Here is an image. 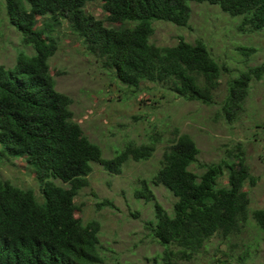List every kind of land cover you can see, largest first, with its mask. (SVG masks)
I'll list each match as a JSON object with an SVG mask.
<instances>
[{"label":"trees","instance_id":"trees-1","mask_svg":"<svg viewBox=\"0 0 264 264\" xmlns=\"http://www.w3.org/2000/svg\"><path fill=\"white\" fill-rule=\"evenodd\" d=\"M94 1L5 0L10 24L32 52L21 50L12 67L0 64V159L24 160L35 172L41 197L33 188L0 177V264H100L101 224L81 219L76 197L89 185L94 163L121 173L130 159L151 158L160 140L129 141L108 158L83 132L74 120L73 99L57 89L49 62L58 48L53 33L64 21L127 89L137 92L144 82H153L186 100L221 103L217 116L229 122L239 118L251 83L264 78V60L254 65L245 61L247 69L236 77L231 71L226 97L217 102L220 77L229 69L202 39L181 37L166 46L151 41L154 20L188 25L192 1L243 15L239 30L244 33L264 31V0H99L102 17L86 9ZM239 51L249 54L254 48ZM175 133L158 170L135 189L137 198L154 203L146 227L164 248L153 264L191 260L214 235L229 239L240 234L250 216L264 229V209L251 211L246 186H254L258 177L243 146L217 162L200 163L191 135L179 129ZM197 163L202 172L191 168ZM152 185H163L176 196L171 212L156 199ZM98 205L114 206L108 199ZM248 252L235 264L244 263Z\"/></svg>","mask_w":264,"mask_h":264},{"label":"rangeland","instance_id":"rangeland-1","mask_svg":"<svg viewBox=\"0 0 264 264\" xmlns=\"http://www.w3.org/2000/svg\"><path fill=\"white\" fill-rule=\"evenodd\" d=\"M101 4L96 0L88 3L86 9L102 17ZM191 8L186 26L154 20L151 41L166 46L175 45L181 37L189 42L202 39L212 56L229 69L222 73L216 92L217 102H221L228 91L231 71L236 77L247 69L245 61L254 65L264 60V31L242 32L239 23L243 15L233 16L217 4L192 1ZM53 34L58 48L49 62L56 87L73 99L74 120L102 147L105 157L114 156L129 141L141 144L160 138L151 158L130 159L121 173H112L94 163L89 185L76 197L81 219L85 223L97 219L101 224L100 264H153V258L163 251L164 247L154 241L146 227L154 217V203L137 198L135 189L142 179H150L158 170L164 149L176 137V129L195 140L200 163L217 162L241 144L253 175L258 177L254 186H246L251 211L264 209V78L251 83L239 118L229 122L217 116L221 103L208 105L186 100L153 82H144L137 92L127 89L112 69L87 50L66 21ZM243 46L254 51H239ZM21 50L31 53L32 47L24 44L20 32L10 24L5 0H0V64L14 66ZM191 168L195 172L203 170L199 163ZM0 177L20 187L33 188L41 197L35 172L28 170L22 159H0ZM222 180L226 182L227 176ZM152 188L156 199L171 212L176 196L163 185ZM105 199L114 206H99ZM246 251L249 252L241 264H264V229L252 216L240 234L229 239L214 235L191 260L181 259L180 263L235 264Z\"/></svg>","mask_w":264,"mask_h":264}]
</instances>
